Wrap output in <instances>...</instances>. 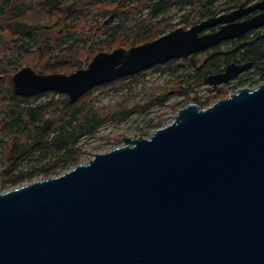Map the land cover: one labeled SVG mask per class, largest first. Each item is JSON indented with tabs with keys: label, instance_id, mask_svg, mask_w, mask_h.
<instances>
[{
	"label": "water",
	"instance_id": "95a60500",
	"mask_svg": "<svg viewBox=\"0 0 264 264\" xmlns=\"http://www.w3.org/2000/svg\"><path fill=\"white\" fill-rule=\"evenodd\" d=\"M263 26L264 0L241 4L99 52L69 74L23 67L11 87L74 103L97 85ZM250 66L229 63L206 81L226 84ZM122 142L59 175L0 189V264H264V82L205 107L188 103L170 123Z\"/></svg>",
	"mask_w": 264,
	"mask_h": 264
},
{
	"label": "trees",
	"instance_id": "16d2710c",
	"mask_svg": "<svg viewBox=\"0 0 264 264\" xmlns=\"http://www.w3.org/2000/svg\"><path fill=\"white\" fill-rule=\"evenodd\" d=\"M112 1L0 0V132L9 136L8 140H0V151L5 152L0 168L1 190L32 182L36 178L56 176L62 169L81 162L87 152L78 146L79 141L94 136L109 121H124L135 112L165 103L172 96L183 97L187 104L195 103L200 107L225 97L227 91L222 88L218 92L213 90V94L204 98L197 94V89L207 84L209 75L221 72L229 63H251L248 70L236 78L234 89L264 82V35L259 36L252 31L187 58L170 59L97 85L74 103H69L63 93H44L33 97L13 93L11 76L23 67H30L39 74H69L84 68V61L98 52L136 46L155 39L167 30L164 20H160V27L145 22L128 27L125 22L128 17L119 16V10L116 13L112 11V5L124 9L132 2L118 1L113 4ZM215 1L160 0L157 8L162 12L171 6L192 8L204 2L211 5L208 9L213 8L215 15L219 11L212 6ZM240 1L228 0V9ZM253 1L245 0L246 3ZM199 15L185 17V27H189L195 19L206 17ZM153 73L174 76L173 84L148 88L143 106L139 102L128 105L125 96L118 105L105 112L97 107L99 95L130 92ZM163 124L160 119L148 122L134 136H147ZM122 138L117 136L116 143ZM13 156L16 157L14 166L11 164ZM45 160L47 164L38 168V164Z\"/></svg>",
	"mask_w": 264,
	"mask_h": 264
},
{
	"label": "rangeland",
	"instance_id": "374dc122",
	"mask_svg": "<svg viewBox=\"0 0 264 264\" xmlns=\"http://www.w3.org/2000/svg\"><path fill=\"white\" fill-rule=\"evenodd\" d=\"M189 10L190 8L188 6L184 7L183 9H179L177 6H171L167 8L165 13L161 14L160 16V20H164L167 26V30L165 32L173 30L177 27H185L183 19L188 14ZM222 48L225 49L224 47ZM173 79L174 76L169 75L168 73H153L152 75L146 76L143 81L137 84V86L130 92L122 91L99 95L96 105L99 109L105 112L108 108H113L118 105L124 99V97L127 96L126 103L128 105L139 102L143 106L146 101V91L148 88L169 87L173 84ZM237 80L238 79H234L228 83L227 86L221 87L227 91L226 96L238 89L233 88ZM251 87H255V85ZM197 94L204 98L208 94H213V92L210 91L209 86L206 84L205 86H201L197 89ZM186 104L187 102L185 101V98L180 96H172L165 103L146 108L141 112H135L124 121H109L105 123L100 127L94 136L84 138L79 141L78 146L87 152L85 155H83L81 163H85L87 160H89L94 153L105 152L111 148L122 145V141L116 143L117 136L134 138L136 131L139 128H144L148 122L160 119L164 121L163 126L170 123L173 120L177 110ZM152 131H150V133ZM38 179L36 178L35 180ZM5 190L3 189V191Z\"/></svg>",
	"mask_w": 264,
	"mask_h": 264
},
{
	"label": "flooded vegetation",
	"instance_id": "af4514ba",
	"mask_svg": "<svg viewBox=\"0 0 264 264\" xmlns=\"http://www.w3.org/2000/svg\"><path fill=\"white\" fill-rule=\"evenodd\" d=\"M118 1H123L124 3L128 4V2H132L129 4L128 7H125L124 9H117L115 5H112V11H118V15L120 16H125V17H128L127 20L125 19V22L128 24V27H133V26H136L137 24H140L142 22H145L147 24H151L153 26H157V27H160V16L161 14L165 13V10H162V12H160V8H157V5L159 4L160 0H113V4H116ZM257 1H260V0H255L253 2H250V3H246L245 0H242L240 1V3H238L235 7L231 8V9H228L227 7V2L228 0H216L214 5H212L214 7V9H219L218 12H216V14L214 15L213 12H212V9H208L209 6L211 5H206L204 2H201L199 4H196L195 6H193L192 8H190L188 14L185 16H192L193 14H196L198 15V13L200 14L199 16L201 15H206V17H203V18H199L198 20L195 19L194 21H192V25H195L197 23H200L201 21L203 20H206L208 18H211V17H214V16H217V15H221V14H224V13H228L236 8L239 7V5L241 4H245V5H248V4H252V3H255ZM130 7V8H129ZM184 8V7H183ZM181 8V9H183ZM207 8V9H206ZM111 9V8H110ZM211 12V13H210ZM260 11L258 10H255L253 11L252 13L250 14H247L246 16L242 17L239 19L240 20H244V19H247L253 15H256L258 14ZM135 13V14H134ZM117 15V16H118ZM152 17V18H151ZM189 26V27H190ZM220 25H216L214 27H211V28H208V29H205L201 32V34L203 33H208V32H213L215 30H217L219 28ZM185 28V27H184ZM188 28V27H187ZM171 31V30H170ZM254 32L256 34H258L259 36H263L264 35V26L263 27H260V28H257V29H254V30H251L249 32ZM169 32V31H168ZM247 32V33H249ZM166 33V32H165ZM246 33V34H247ZM245 34V35H246ZM243 35V36H245ZM160 36V35H158ZM157 36V37H158ZM241 36V37H243ZM156 37V38H157ZM240 38V37H239ZM226 42V41H225ZM144 43V42H143ZM221 44V43H220ZM124 48V47H123ZM101 52H108V51H101ZM110 52V51H109ZM99 53V52H98ZM97 54V53H96ZM95 55V54H94ZM93 55V56H94ZM92 56V57H93ZM92 59V58H91ZM90 59V60H91ZM90 60H86L84 61L85 65L87 66V64L90 62ZM238 64H241V63H238ZM85 66V67H86ZM84 67V68H85ZM248 70V69H247ZM246 70V71H247ZM246 71L242 72L241 74H239L238 76H236L235 78H233L231 81H233L234 79L240 77L241 75H243ZM222 72V71H221ZM219 73V72H218ZM217 74V73H215ZM12 77V76H11ZM231 81H229L228 83H230ZM228 83L226 84H223V85H217L215 87H212L210 85H207L209 86V89L210 91L212 92L213 90H217V92L220 90L221 87H225L228 85ZM13 91V90H12ZM53 91H46V92H41V93H38V94H35V95H32V96H28V97H33V96H38V95H41V94H44V93H52ZM14 93V92H13ZM54 93H59V92H54ZM15 94V93H14ZM65 94V93H63ZM16 95V94H15ZM66 95V94H65ZM18 96V95H17ZM67 96V95H66ZM40 98V97H39ZM68 98V97H67ZM0 120L1 119V114H0ZM4 138V140H8L9 139V136L8 135H5L3 133L0 132V140ZM2 151V152H1ZM0 151V166L2 167V164H1V160H3V157H2V154H5V152L3 150ZM11 164L12 166H14V162L16 161V157L13 156L11 158ZM52 162H55V159H52L51 160ZM81 163V162H79ZM47 164V160L45 161H42V163L39 165L38 164V168H41L42 166L46 165ZM78 164V163H77ZM52 165V164H51ZM76 164H73L72 166L70 167H67L65 169H62L57 175L69 170L70 168H72L73 166H75ZM0 167V168H1ZM42 174V173H40Z\"/></svg>",
	"mask_w": 264,
	"mask_h": 264
},
{
	"label": "bare ground",
	"instance_id": "6f19581e",
	"mask_svg": "<svg viewBox=\"0 0 264 264\" xmlns=\"http://www.w3.org/2000/svg\"><path fill=\"white\" fill-rule=\"evenodd\" d=\"M215 48V47H214Z\"/></svg>",
	"mask_w": 264,
	"mask_h": 264
}]
</instances>
